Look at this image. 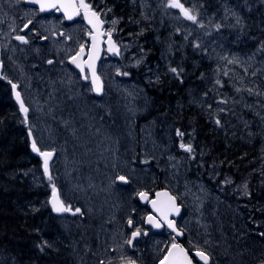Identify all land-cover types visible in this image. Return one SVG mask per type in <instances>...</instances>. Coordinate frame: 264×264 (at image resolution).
<instances>
[{"label":"rangeland","instance_id":"374dc122","mask_svg":"<svg viewBox=\"0 0 264 264\" xmlns=\"http://www.w3.org/2000/svg\"><path fill=\"white\" fill-rule=\"evenodd\" d=\"M19 1L0 0V25L12 21ZM168 3L130 0L131 16L127 20L129 26L132 24L128 33L132 40L128 49L137 48L138 54L124 57L122 66L119 61L103 66L109 79L105 99L90 100L88 91L80 90L68 101L63 88L68 73L47 68L45 60L51 55L42 58L38 53L30 60L25 50L8 49V71L23 81V94L32 109L23 122L42 150L58 153L49 167L51 180L41 163L22 172L30 188L40 194L25 206L44 217V252L68 264H159L169 238L149 236L132 250L126 243L129 219L142 226L146 214L137 202L138 193L156 186L169 190L184 206L182 227L190 242L191 237L203 232L199 224L202 227L204 223L214 246L228 242L225 254L229 264H236L232 252L240 255L247 245L256 255L264 256V220L254 216L264 214V53L252 55L238 49L244 43L242 31H252L253 39L260 41L264 0H180L196 16L195 22L180 9L166 7ZM151 44L154 48L147 47ZM151 55L154 64H149ZM201 60L205 63L200 71L204 83L199 87L187 85L185 78L195 80ZM144 62L146 70L132 77L128 66L137 68ZM35 65H39V72ZM172 68L178 72L173 73ZM121 71L128 75L118 78ZM168 75L169 80L184 76L183 107L203 117L207 130L213 127L223 137L231 135L254 148L240 167L242 172L253 170L244 182H230L227 191L224 183L216 186L218 175H210L212 184L202 178L208 153L181 148L182 143L192 148L196 142L186 137L195 131H185L179 126L182 120L175 118L177 103L166 113L154 110L151 90ZM177 130L184 133L182 138ZM211 168L216 166L211 164ZM121 175L128 179V185H119ZM253 179L260 199L257 203L246 197L253 192ZM53 186L64 201L83 210V218H51L46 194ZM190 219L195 220L196 227L191 226ZM250 231L260 232L262 239H256ZM220 254L214 252L218 259ZM0 264L14 262L0 254Z\"/></svg>","mask_w":264,"mask_h":264},{"label":"flooded vegetation","instance_id":"af4514ba","mask_svg":"<svg viewBox=\"0 0 264 264\" xmlns=\"http://www.w3.org/2000/svg\"><path fill=\"white\" fill-rule=\"evenodd\" d=\"M73 2L76 5L75 7L72 6ZM85 2L90 5L93 11L100 14L98 19L102 23L98 24L96 27H93V25L89 24L84 18L85 10L78 7L79 0H62V4L58 5V7H56L52 12H42L36 5H30L28 0H21L17 3V7L15 6L13 11L12 21H10V23L6 21L3 25H0V61L3 66L0 81L11 93L12 86L9 81L17 84L20 91H22L24 84L23 81H20L16 76L11 75L8 71L10 67L8 64V49L11 47H17L21 50H25L30 55V60L35 58L38 53V57L42 58L51 55L50 58L45 60L46 66L48 68H61L68 73L63 80V88L64 92L66 91L65 95L67 96L68 101H71L72 95L78 94L80 90H87L90 100L93 101H98L103 98L105 99L108 96V77L106 76V71L103 70V66L108 62L116 64V61H119L122 66L121 62H125L124 57L128 58L129 55L132 57L133 53L138 54L137 50L132 52V49H128L130 48L128 47V42H131L132 40V37L128 36V33L131 32L130 26L132 27V24L129 26L127 20V18L131 16L130 0H85ZM57 3L59 4V2ZM5 10L1 11L3 13H7ZM138 11H140V9H138ZM77 12L79 14H76ZM69 17H71V19H69ZM89 18H92L91 12H89ZM114 20L116 23H113ZM29 21H31L30 24H28ZM25 24H28L27 29L24 28ZM109 33L111 34V38H109ZM17 35L24 36L28 42L22 43L21 41L15 39ZM93 37H95V40H93ZM7 38L8 41L6 42ZM81 45H84L83 51L81 50ZM92 45L98 47V49L102 52V59L98 66V74L104 82L105 94L99 98L94 96L92 93L90 73L87 68V61L90 57ZM78 53L79 55H77ZM60 55H64L63 59H59ZM73 58H75V62H73ZM49 61L52 63H49ZM34 68L37 72L40 71L39 65H35ZM81 68H83V72L81 71ZM123 73L124 72L121 71L118 74V78L122 79ZM131 73L132 77L134 73H138L141 76V73L136 70H132ZM85 76H87V79H85ZM25 102L31 111L27 100H25ZM180 126L183 127V125ZM194 137L196 138L195 135ZM207 161L211 163L212 160L210 156L207 158ZM205 168L206 170L204 169L202 178L212 184V178L210 175H218L216 177L218 182L216 186L220 187L222 183H224L227 191H229L231 187L230 182L233 185L239 183L240 181L244 182L246 174L253 172V170L247 172L244 171L241 174L240 169L238 170L230 167L232 169L231 170L226 165L211 168V164H206ZM214 169L217 171L215 173H210ZM206 171L210 173V177L206 175ZM253 180L254 181H252L253 183L251 184L253 192L251 195L249 194L246 197L252 199L253 203H257L260 199L255 193L256 182L255 179ZM163 189L165 188L156 186L153 189L143 191L147 194V199H144L143 201L144 205H141L137 198V202L144 209V212L146 211V214L144 216L142 226H136L132 223L129 227L130 235H132V232L137 228L140 229V234L136 237L137 240L131 247H129V249L139 246L144 239H147L149 236H160V238L164 237V229L159 233H155L152 228L146 227L145 225V219L151 214L150 202L154 200L156 194ZM257 190L258 189L256 188V191ZM262 194H264V192ZM176 200L178 206L180 207V215L175 220L178 227V230L176 231L178 239H175L174 236L167 233V236L170 237V242L167 245L170 246L177 244L186 247L192 264H204V261L199 256H196L197 250L205 252V254L209 257L208 264H229L230 258L225 254V249L228 248V242H223L222 246H214L216 243H214L211 240V236L204 231L206 230L204 223L202 227H200L199 224V228L202 229L203 232H201L200 236L197 238L191 237L193 241L190 242L187 232L182 227L185 216V208L178 198H176ZM67 205L71 209L70 213L66 215L67 218H77V215L73 214L75 209H77V206ZM80 215L82 216V214ZM256 215H258L260 219L264 220L263 213L261 215L255 214L254 216ZM155 218L161 223V219L158 216H155ZM260 219L254 220L260 221ZM190 223L192 227L197 226L195 220L190 219ZM259 228L260 226H257V229ZM249 233L253 237H256V239H262L260 232L254 233L253 231H250ZM250 248L252 247L247 245L248 250L246 248L241 249V252L239 253L240 255H237L236 252H232L233 254L231 255V259H233L236 264H262L260 261L264 259V256L256 255L250 250ZM245 250L247 251L245 252ZM222 251H224V253H222ZM214 252H221L219 259L216 258Z\"/></svg>","mask_w":264,"mask_h":264},{"label":"trees","instance_id":"16d2710c","mask_svg":"<svg viewBox=\"0 0 264 264\" xmlns=\"http://www.w3.org/2000/svg\"><path fill=\"white\" fill-rule=\"evenodd\" d=\"M240 35L244 40L238 46L240 51L252 55L264 53V33L259 42L253 39L252 31H242ZM150 48L154 46L151 44ZM201 65H205L203 60L196 67L193 82L190 76L185 78L187 85L199 87L204 83ZM182 79L184 76L173 80L163 77L160 80L154 91V109L166 113L170 105L177 103L179 110L175 118L182 120L179 124L183 125L185 131L191 128L195 131L198 150L206 151L211 164L216 167L226 165L239 170L249 160L248 153L254 148L247 147L231 135L223 137L213 127L207 130L203 117H199L193 109L185 110L186 100L181 97L184 87ZM15 113L10 92L0 82V254L14 264H68L44 252L45 246L40 238L45 229L44 217L41 213L28 211L25 206L27 201L40 198L39 192L33 191L22 176L23 171L38 166V159L31 156L27 128L15 120Z\"/></svg>","mask_w":264,"mask_h":264},{"label":"snow or ice","instance_id":"6c2138e0","mask_svg":"<svg viewBox=\"0 0 264 264\" xmlns=\"http://www.w3.org/2000/svg\"><path fill=\"white\" fill-rule=\"evenodd\" d=\"M31 2L33 3H39L40 4V7H41V10H44L45 8V0H31ZM48 6L52 7V8H56L57 5L56 3H51L49 4ZM72 6H76L73 2V5ZM79 8H83L85 10L84 12V18L88 21L89 24H92L93 27H96L98 24L102 23L98 17H99V13L93 11L90 7L89 4H87L85 2V0H79V5H78ZM166 7H171V8H178L180 9V11L184 14V16L188 19V20H191L193 22L196 21V16L195 15H192L190 14V11L188 9H186L184 7V5L182 3H180V0H169V3L166 5ZM59 10V9H57ZM89 12H91V17L92 18H89ZM76 14H79L78 12ZM69 19H71V17H69ZM95 20V22H94ZM31 21L28 22V24H30ZM113 23H116V21L114 20ZM28 24H25L24 25V28L27 29L28 28ZM109 38H111V34L109 33ZM15 39L21 41L22 43H27L28 41L25 39L24 36H20V35H17L15 37ZM93 40H95V37H93ZM84 49V45H81V50L83 51ZM79 55V53L77 54ZM73 62H75V58H73ZM49 63H52L51 61H49ZM139 63V61H138ZM91 67V65H90ZM81 71L83 72V68H81ZM171 71L173 73H177L178 70L176 68H172ZM92 75H93V85L95 86L96 85V82L99 80V77L96 76L95 74V71L93 70L92 72ZM123 75H128V73H123ZM85 79H87V76H85ZM9 83L11 84L12 86V90H13V93L16 97V100L20 103V110L21 112L23 113H27L28 109L24 106L23 102L21 101V97H20V93L19 91H17V84L15 83H12L11 81H9ZM97 91H99V89H97ZM217 125H219L220 121L217 120L216 121ZM177 136H180L181 138L184 136V133L181 132L180 130H177ZM29 135H31V131L29 132ZM181 148L185 149L186 151L188 152H191L192 151V148H191V145H185V144H181ZM32 149L33 151H39V149L37 148L35 142H33L32 144ZM40 155L42 157H44V172H45V175L48 176L49 180H51V176L49 174V158L53 155L52 152H41ZM147 161H145L146 163ZM119 180L122 181L123 183H128V179L121 175L119 176ZM247 188V186L245 185V189ZM245 194L247 195V191H245ZM138 195L141 197V199H147V194L145 192H140L138 193ZM55 196H56V189L55 187L53 186V198H54V202H53V210L56 211V212H68V211H71V209L69 207H64L62 204H60L59 207H57V204L59 203L58 201H55ZM178 211V209H177ZM77 213H81V209L77 208L75 209V212L73 214H77ZM165 219H167L165 217ZM148 222L151 223L153 225V227H160V224L155 222L153 220V218L150 216L148 218ZM129 225L131 226L133 221L131 219H129L128 221ZM168 226L170 228H173V231H175V228H174V225L171 221H168ZM140 234V229H136L135 231L132 232V238L127 240L126 243H128L129 245H132L133 243V240ZM46 246V245H45ZM173 247L174 248H179L178 245L176 244H173ZM41 250H43V248H41ZM181 253L184 252L183 249H179ZM196 256H199L203 261H204V264H208V260H209V257L205 254V252L201 251V250H197L196 252ZM168 260V257H165V261ZM162 264H164V262H162ZM172 264H192V261L188 258L187 256V253H184L183 255V259L182 260H178V261H173Z\"/></svg>","mask_w":264,"mask_h":264},{"label":"water","instance_id":"95a60500","mask_svg":"<svg viewBox=\"0 0 264 264\" xmlns=\"http://www.w3.org/2000/svg\"><path fill=\"white\" fill-rule=\"evenodd\" d=\"M57 2H59L58 5H61L62 4V0H45V5H47L46 7H50V6H48L49 4H51V3H57ZM30 3L38 5V7L41 9L39 3H33V2H31V0H30ZM52 9H54V8L50 7L46 11H51ZM100 56H101V54L100 53L99 54L97 53L96 56L94 57V60L91 63V67H90V65L88 66V69L90 70V73H91V83H92V87H93V90H94L95 95H101V93H102V80L98 76V74H97V68H96L97 63H98V61L100 59ZM93 70L95 71L96 76L99 77V80L96 82V85L95 86L93 85V79H94L93 78V75H92ZM0 71H1V69H0ZM97 89H99V91H97ZM20 97H21V101L23 102V99H22L21 94H20ZM13 100H14L15 104L17 105V107L20 109V103L16 100V97H15L14 93H13ZM23 104H24V102H23ZM24 106H25V104H24ZM20 112H21V110H20ZM21 113L22 114H27V113H23V112H21ZM29 132L30 131H28V136H29V141L31 143V147H30L31 154L33 156H35V157L40 158L42 160L43 164H44V157H42L40 155V153L41 152H52L53 155L49 158V164H51L52 161L55 159L56 153L54 151H51V150L41 151L40 148L38 147V145L36 143L35 144H36L37 148L39 149V151H33L32 144L35 141H34V138L32 136V133H31V135H29ZM118 182L120 184H124V185L127 184V183H123L120 180H118ZM140 200L141 201H144V199H141V197H140ZM55 201H58L59 202L57 204V207H59L60 204H62L64 207H66L65 203L61 199V197L58 194V192H56ZM53 202H54V198H53V192H52L51 195H50V197H49L48 203H49L50 208L53 211V214L55 216H57V217H60V216H63L64 214L67 213V212H56V211H54L53 210ZM175 207H176V200H175V198L172 196V194L168 190H163V191H160L159 193H157L155 199L153 201H151V203H150V208H151L152 212L154 214L162 217V218L164 217V224L172 232H174L173 231V228H170L168 226V221H170V218L176 216V211H175L176 209H175ZM165 217L167 219H165ZM148 218L146 220V224L152 225L151 223L148 222ZM154 229L157 230V229H159V227H154ZM179 249H183L184 252L181 253ZM184 253H187V251H186V249L184 247L179 246V248H174L172 246L170 248V250L168 251L167 256H166V257H168V260L167 261L164 260L163 262H164V264H172L173 261L182 260ZM187 256H188V253H187ZM188 258L190 259L189 256H188Z\"/></svg>","mask_w":264,"mask_h":264}]
</instances>
